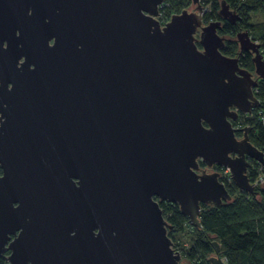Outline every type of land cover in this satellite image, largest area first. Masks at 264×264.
<instances>
[{
	"label": "water",
	"instance_id": "1",
	"mask_svg": "<svg viewBox=\"0 0 264 264\" xmlns=\"http://www.w3.org/2000/svg\"><path fill=\"white\" fill-rule=\"evenodd\" d=\"M163 2L0 0L8 264H182L159 203L199 229L202 205L234 200L199 164L257 195L248 174L264 169V152L234 124L261 107V46L240 31L238 55L227 57L221 21L205 24L199 0L161 26ZM218 15L238 17L224 1ZM212 247L209 264H226Z\"/></svg>",
	"mask_w": 264,
	"mask_h": 264
},
{
	"label": "trees",
	"instance_id": "2",
	"mask_svg": "<svg viewBox=\"0 0 264 264\" xmlns=\"http://www.w3.org/2000/svg\"><path fill=\"white\" fill-rule=\"evenodd\" d=\"M224 1L238 17L235 22H228L218 15L221 2ZM209 6L207 13L203 15L204 23L221 21V35L229 36L224 43L221 53L227 57H236L238 54V42L233 37L240 31L256 34L252 40L261 46V54H264V22L251 24L250 16L254 13L264 15V0H201L200 3ZM192 0H164L163 10L170 18L179 14L183 9L191 6ZM253 55L250 52H242L239 57V65L250 71H254ZM255 96L261 103V107L255 108L252 117L242 121L239 119L234 124L236 127H249L250 142L264 152V122L258 118V113L264 111V79L258 82ZM238 137L242 133L237 134ZM258 165L253 164L249 171L251 182L257 179ZM224 182L233 202L223 203L213 207L202 205L199 215L201 228H193L188 219L183 215L176 204L160 202L163 218L172 230L167 233L172 244L177 234H182L186 228L191 233L188 235L190 247L184 252L190 264H209L208 260L214 255L212 243L220 246L219 256L226 264H264V184L258 185L256 196L241 192L232 182ZM0 264H6L5 259L0 258Z\"/></svg>",
	"mask_w": 264,
	"mask_h": 264
},
{
	"label": "built area",
	"instance_id": "3",
	"mask_svg": "<svg viewBox=\"0 0 264 264\" xmlns=\"http://www.w3.org/2000/svg\"><path fill=\"white\" fill-rule=\"evenodd\" d=\"M163 7L164 5L162 4L160 7H159V14H158V17L156 18L159 22V24L161 26H164L168 21H169V17L166 15L165 13V10H163ZM206 11V9H205ZM258 43V42H256ZM263 58H264V54H262ZM252 117V114L251 115H244V117H242V121H245V120H248ZM258 118L264 122V111L263 112H260L258 113ZM200 168L205 170V168L207 169L208 167L204 166L202 167L201 164H199ZM206 171V170H205ZM218 174H220L219 176V181L221 180H226L228 183L231 182L229 176H230V173H229V170L225 169V168H220L217 172ZM257 173H258V176H257V179L255 181L252 182V184L255 186H258V185H262L264 184V180L260 178V174L262 176H264V169L263 167L259 166L258 165V170H257ZM222 184H224V182H221ZM225 185V184H224ZM172 248L175 252H178L179 254L181 253V251H179L176 246L174 244H172ZM189 247H185L184 249H188Z\"/></svg>",
	"mask_w": 264,
	"mask_h": 264
},
{
	"label": "rangeland",
	"instance_id": "4",
	"mask_svg": "<svg viewBox=\"0 0 264 264\" xmlns=\"http://www.w3.org/2000/svg\"><path fill=\"white\" fill-rule=\"evenodd\" d=\"M199 1H201V0H199ZM201 4H202V2H201ZM202 5L206 9V12L205 13H207L210 7L209 6H206L204 4H202ZM262 22H264V15L262 13H254V14H252L250 16L249 23H251V24H258V23H262ZM221 25H222V22H221ZM219 35H221L220 32H219ZM221 36H225V35H221ZM249 36L251 37V39L256 38V34H252V32L249 33ZM225 37H226V40L230 38L229 36H225ZM233 39H236V36L233 37ZM239 138H241V137H239ZM260 178L264 180V176H262L261 174H260ZM254 187L256 188L257 186L255 185ZM188 233L190 234L191 231L189 230V228H186L182 234H177L176 235V238H175L176 240L174 241V245L176 246V248L179 251H181L180 256H181V263L182 264H190L189 261H188V259L186 257H184V252L186 250H188V249H184V248L185 247H190L189 242H188V235H187Z\"/></svg>",
	"mask_w": 264,
	"mask_h": 264
},
{
	"label": "flooded vegetation",
	"instance_id": "5",
	"mask_svg": "<svg viewBox=\"0 0 264 264\" xmlns=\"http://www.w3.org/2000/svg\"><path fill=\"white\" fill-rule=\"evenodd\" d=\"M242 117H244V116H240L239 119H242ZM201 165H202V167H204L203 164H201ZM219 169H220V167H218V166H213V167H211V168H207V169H206V172L211 173L210 171H212V172L217 173ZM0 176H1V170H0ZM13 240H14V237H12L10 241H13ZM9 254H10V251H5V252L0 256V258L5 259L6 264H8V263H7L6 258H4V257H7Z\"/></svg>",
	"mask_w": 264,
	"mask_h": 264
}]
</instances>
